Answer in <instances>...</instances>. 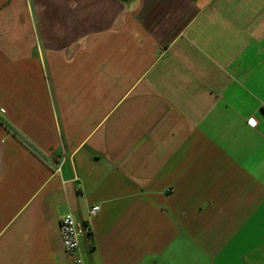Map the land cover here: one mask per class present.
Listing matches in <instances>:
<instances>
[{"label":"crops","instance_id":"1","mask_svg":"<svg viewBox=\"0 0 264 264\" xmlns=\"http://www.w3.org/2000/svg\"><path fill=\"white\" fill-rule=\"evenodd\" d=\"M67 213L84 264H264V0H0V264Z\"/></svg>","mask_w":264,"mask_h":264},{"label":"built area","instance_id":"2","mask_svg":"<svg viewBox=\"0 0 264 264\" xmlns=\"http://www.w3.org/2000/svg\"><path fill=\"white\" fill-rule=\"evenodd\" d=\"M99 205L88 208V217L98 213ZM59 231L64 250L73 257L74 264H84L80 253V242L83 237H90V224L85 220H78L71 213L63 215L59 220Z\"/></svg>","mask_w":264,"mask_h":264},{"label":"snow or ice","instance_id":"3","mask_svg":"<svg viewBox=\"0 0 264 264\" xmlns=\"http://www.w3.org/2000/svg\"><path fill=\"white\" fill-rule=\"evenodd\" d=\"M250 124H255V121H249Z\"/></svg>","mask_w":264,"mask_h":264}]
</instances>
